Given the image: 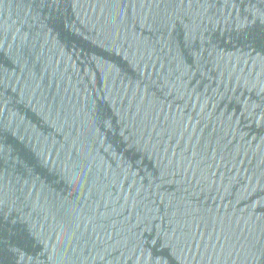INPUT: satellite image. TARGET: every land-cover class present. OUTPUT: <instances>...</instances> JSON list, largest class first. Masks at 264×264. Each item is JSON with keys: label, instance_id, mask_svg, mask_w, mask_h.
Segmentation results:
<instances>
[{"label": "water", "instance_id": "water-1", "mask_svg": "<svg viewBox=\"0 0 264 264\" xmlns=\"http://www.w3.org/2000/svg\"><path fill=\"white\" fill-rule=\"evenodd\" d=\"M0 264H264V0H0Z\"/></svg>", "mask_w": 264, "mask_h": 264}]
</instances>
